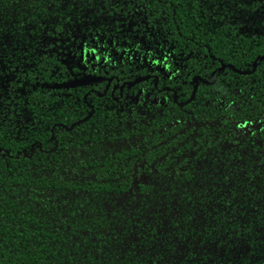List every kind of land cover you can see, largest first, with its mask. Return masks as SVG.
<instances>
[{
    "label": "trees",
    "instance_id": "trees-1",
    "mask_svg": "<svg viewBox=\"0 0 264 264\" xmlns=\"http://www.w3.org/2000/svg\"><path fill=\"white\" fill-rule=\"evenodd\" d=\"M0 264H264V0H0Z\"/></svg>",
    "mask_w": 264,
    "mask_h": 264
},
{
    "label": "flooded vegetation",
    "instance_id": "flooded-vegetation-1",
    "mask_svg": "<svg viewBox=\"0 0 264 264\" xmlns=\"http://www.w3.org/2000/svg\"><path fill=\"white\" fill-rule=\"evenodd\" d=\"M196 77V76H195ZM198 79V78H197ZM194 81V80H193ZM195 82V85H194V87L196 86V89H197V84H198V80L197 81H194ZM196 92V91H195ZM195 92H194V90H193V95H191V97H189V99H188V102H190V101H192L195 97ZM180 105V104H179Z\"/></svg>",
    "mask_w": 264,
    "mask_h": 264
},
{
    "label": "water",
    "instance_id": "water-1",
    "mask_svg": "<svg viewBox=\"0 0 264 264\" xmlns=\"http://www.w3.org/2000/svg\"><path fill=\"white\" fill-rule=\"evenodd\" d=\"M194 81H197V77H194L193 78ZM74 84H77V83H74ZM196 91V86L194 87V92Z\"/></svg>",
    "mask_w": 264,
    "mask_h": 264
}]
</instances>
